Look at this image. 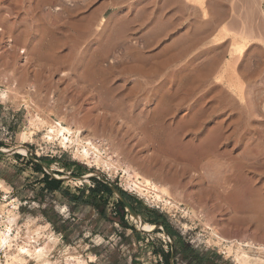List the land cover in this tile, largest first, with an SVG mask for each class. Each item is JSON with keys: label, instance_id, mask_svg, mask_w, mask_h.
<instances>
[{"label": "rangeland", "instance_id": "obj_1", "mask_svg": "<svg viewBox=\"0 0 264 264\" xmlns=\"http://www.w3.org/2000/svg\"><path fill=\"white\" fill-rule=\"evenodd\" d=\"M203 3L0 0V264H264V76Z\"/></svg>", "mask_w": 264, "mask_h": 264}, {"label": "crops", "instance_id": "obj_2", "mask_svg": "<svg viewBox=\"0 0 264 264\" xmlns=\"http://www.w3.org/2000/svg\"><path fill=\"white\" fill-rule=\"evenodd\" d=\"M259 3L260 0H205L206 16L198 19L199 37L205 41L219 39L224 32L229 36L220 40V43L233 36L246 40L245 62L252 66V75L255 77L264 76V12ZM255 51L260 52L261 58L249 55ZM246 68L248 71L251 69Z\"/></svg>", "mask_w": 264, "mask_h": 264}, {"label": "bare ground", "instance_id": "obj_3", "mask_svg": "<svg viewBox=\"0 0 264 264\" xmlns=\"http://www.w3.org/2000/svg\"><path fill=\"white\" fill-rule=\"evenodd\" d=\"M20 52L21 53H24V49H20ZM111 60H113V59H111ZM112 63V62H111ZM130 64H132V63H130ZM134 65H136V64H134ZM140 65V64H139ZM142 66V65H141ZM151 67H148L147 66V68L146 67H144L143 68V66L140 68V67H138V65L136 66V67H138V69H140L138 72H141V70H142V75H141V78L143 77V75H147L148 73H155V71H153V70H156L157 68H153V66L152 65H150ZM156 65H154V67H155ZM159 66H161V65H159ZM125 67V66H124ZM129 67V66H128ZM127 67V68H128ZM130 67H132L131 69H132V71H133V65L132 66H130ZM130 67L128 68L129 69V71L131 70L130 69ZM156 67H158V66H156ZM117 68V67H116ZM121 68V67H120ZM159 68V67H158ZM112 69V68H111ZM119 69V68H118ZM128 69H126V67H125V70L127 71ZM137 69V70H138ZM124 70V68L122 69V71ZM125 70L123 71V72H125ZM116 71V70H115ZM120 71V70H119ZM131 71V72H132ZM135 71H136V68H135ZM121 72V71H120ZM131 72H130V74H131ZM134 72V71H133ZM143 72H144V74H143ZM119 73V72H118ZM134 73H136V72H134ZM146 73V74H145ZM127 75V74H126ZM135 75V74H134ZM138 75H140L139 73H138ZM133 76V75H132ZM151 76H153V75H151ZM119 77V76H118ZM124 77H122L121 79H123ZM126 78V77H125ZM128 78V77H127ZM140 78V77H139ZM148 78H150V75H148ZM119 79V78H118ZM132 79V78H131ZM143 80H144V77L142 78ZM146 79V78H145ZM113 81V80H112ZM123 81H127L126 79L125 80H123ZM138 81V80H137ZM136 82V81H135ZM139 82V81H138ZM146 82V81H145ZM111 85V84H110ZM120 85V84H119ZM118 84H116V85H114L115 87H117V86H119ZM122 85V84H121ZM120 85V86H121ZM126 85V84H125ZM132 85V84H131ZM113 86V85H112ZM127 86V85H126ZM143 86V85H142ZM111 87V86H110ZM131 87V86H130ZM143 87H146V86H143ZM136 88V90H138V87H135ZM117 88H115L113 91H115ZM120 89H121V91L120 90H118V91H120L121 92V94L123 95L124 94V91H123V93H122V88L120 87ZM131 89H132V87H131ZM141 89V88H140ZM116 90V91H117ZM135 90V89H134ZM117 91V94H120V92H118ZM130 92H132V90H129ZM139 91V90H138ZM147 91V90H146ZM150 91V90H149ZM129 92V93H130ZM137 92V91H136ZM141 93L143 92L142 90L140 91ZM126 93V92H125ZM129 93H126L127 95H129ZM138 93V92H137ZM153 93H154V91H153ZM115 94V93H114ZM120 94V95H121ZM1 95H3V94H1ZM119 95V96H120ZM127 95H125V96H127ZM138 95H139V93H138ZM137 95V96H138ZM124 96V97H125ZM135 96V95H134ZM149 96V95H148ZM151 96H153V95H151ZM151 96L149 97V98H151ZM146 97V96H145ZM126 98V97H125ZM130 99V98H129ZM139 99V98H138ZM143 99V98H142ZM141 99V100H142ZM145 99V98H144ZM148 99V98H147ZM130 100H132V99H130ZM135 100V99H134ZM140 100V99H139ZM123 101V100H122ZM126 101V100H125ZM144 101V100H143ZM146 101V100H145ZM149 101V100H148ZM147 101V102H148ZM131 102H133V101H131ZM135 102H138V101H135ZM129 103V102H128ZM149 103H150V101H149ZM133 104V103H132ZM128 105H130V104H128ZM138 105V103L136 104V106ZM130 107H132V106H130ZM129 107V108H130ZM135 107V106H134ZM136 108V107H135ZM167 109V108H166ZM56 130V132H58V133H61V132H63V131H66V132H70V129L69 128H67V127H65V126H63L59 121H55V123L53 124V125H51L50 126V128H49V131H50V134H51V132L52 133H54V131ZM49 131H48V133H49ZM170 138V137H169ZM168 138V139H169ZM63 139H66V137L64 136L63 137ZM165 141H166V143L168 142V140L167 139H165ZM172 140L170 139V141L167 143V144H169L170 142H171ZM86 143L88 144V142L86 141ZM165 143V142H164ZM170 144H172V143H170ZM174 144V143H173ZM87 146V145H86ZM91 147H92V144H91ZM166 147V146H165ZM167 147H169V146H167ZM174 147V145H172L171 146V148H173ZM176 148V147H175ZM178 148V147H177ZM208 148V147H207ZM1 149H4V148H1ZM14 149H15V151H18L17 149H18V147L16 146V147H14ZM174 149V148H173ZM182 149V148H181ZM194 149V148H193ZM205 149V148H204ZM105 150V149H104ZM179 150H180V148H179ZM89 151H90V149H89V147L87 148V147H84L83 149H82V157L83 158H88V155H89ZM182 151H184L183 149H182ZM188 151V150H187ZM186 151V152H187ZM191 151V150H190ZM195 151V150H194ZM193 151V152H194ZM197 151V150H196ZM198 151H200V150H198ZM79 152V151H78ZM105 152V151H104ZM193 152H188V155H189V153H192L193 154ZM187 154V153H186ZM192 154H191V156H192ZM200 155V154H199ZM96 157V156H95ZM190 157V156H189ZM126 170V169H125ZM170 177H172V176H170ZM170 177H168V179L167 180H169V178ZM167 178V177H166ZM176 178V177H175ZM175 178L174 179H171L172 181L173 180H175ZM180 178V177H179ZM198 178V177H197ZM178 179V178H177ZM194 179H195V177H194ZM171 180H169L170 182H172ZM192 180H193V178H192ZM161 181H163V180H161ZM178 181H180V180H178ZM178 181L176 180V182L178 183ZM197 181V180H196ZM196 181H195V183H196ZM199 181V183H200V181L201 180H198ZM165 182V181H164ZM169 182V183H170ZM181 182V181H180ZM193 182H194V180H193ZM173 183V182H172ZM172 183H170L171 185H173ZM201 183L203 184V182L201 181ZM200 185V184H199ZM9 187V185L7 184V183H5L2 179H0V188H3V189H7ZM174 187V186H173ZM191 187V186H190ZM195 187H198V186H195ZM213 193V192H212ZM157 197L159 196L158 194H155ZM188 196V195H187ZM215 196V195H214ZM211 197V196H210ZM217 197V196H216ZM190 198H192V197H190ZM215 198V197H214ZM213 198V199H214ZM192 199H194V198H192ZM215 200V199H214ZM205 204H206V202H205ZM203 205H201V207H202ZM131 217H132V215H131ZM153 226V224H150V223H146V224H143V227H152ZM215 236V235H214ZM216 236H217V238H219V239H223V238H221L219 235H217V233H216ZM0 241L3 243L5 240H4V238H0ZM239 245H243V246H248V244L247 243H244V244H241L240 242H239ZM19 252V254H20V251L21 252H26V253H28L29 251L27 250V249H25L24 247H20L19 248V250H18ZM40 253L42 252L41 250L39 251ZM42 254V253H41ZM240 255V254H239ZM246 256V254L244 253V254H242L241 256H240V258H239V262H240V260L242 261V262H244V261H246V262H244V264H247L249 261H247V256ZM243 257V258H242ZM244 257H245V259H244ZM243 259H244V261H243ZM82 263V262H81ZM81 263H78L77 262V264H81ZM82 264H84V263H82ZM241 264H243V263H241Z\"/></svg>", "mask_w": 264, "mask_h": 264}, {"label": "water", "instance_id": "obj_4", "mask_svg": "<svg viewBox=\"0 0 264 264\" xmlns=\"http://www.w3.org/2000/svg\"><path fill=\"white\" fill-rule=\"evenodd\" d=\"M7 151H15V149H14V148H11V149H1V148H0V153H2V152H7ZM15 152H16V151H15ZM35 162L38 163V164H40V165H42V166H44V165H43L40 161H38V160H35ZM44 168H45V166H44ZM91 176H92L91 174H85V175H83V176H78V177L81 178V179H83V180H85V179H87V178H89V177H91ZM103 182H104L105 184H107L111 189H113V190H117L114 186H112L111 184H109L106 180L103 179ZM122 202H123V204L125 205L126 209L129 210L130 212H132V208H131V206L129 205V203H128L126 200H124L123 198H122ZM172 255H173V253H172Z\"/></svg>", "mask_w": 264, "mask_h": 264}, {"label": "trees", "instance_id": "obj_5", "mask_svg": "<svg viewBox=\"0 0 264 264\" xmlns=\"http://www.w3.org/2000/svg\"><path fill=\"white\" fill-rule=\"evenodd\" d=\"M1 145L2 144L0 143V146ZM33 164H34L35 168L40 169V165L39 164H37V163H33ZM50 181L53 184V188H55V189H59L60 188V184H61V181L60 180H57L55 178H50ZM102 185H103V187L106 190H109V188L105 184H102ZM120 206L122 207L121 209H123L124 206H123V204L121 202H120Z\"/></svg>", "mask_w": 264, "mask_h": 264}]
</instances>
